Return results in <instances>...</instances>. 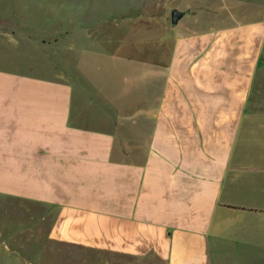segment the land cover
I'll use <instances>...</instances> for the list:
<instances>
[{
  "label": "crops",
  "instance_id": "obj_1",
  "mask_svg": "<svg viewBox=\"0 0 264 264\" xmlns=\"http://www.w3.org/2000/svg\"><path fill=\"white\" fill-rule=\"evenodd\" d=\"M170 41L136 115L0 60V198L108 264H264V16Z\"/></svg>",
  "mask_w": 264,
  "mask_h": 264
},
{
  "label": "rangeland",
  "instance_id": "obj_2",
  "mask_svg": "<svg viewBox=\"0 0 264 264\" xmlns=\"http://www.w3.org/2000/svg\"><path fill=\"white\" fill-rule=\"evenodd\" d=\"M177 8L187 13L172 30L170 16L167 29L164 19ZM255 9L252 0H0V60L33 68L25 72L34 76L64 77L74 100L112 104L115 115L126 103L136 115L153 71L169 64L167 42L264 16ZM42 213L0 198V264L115 262L104 252L48 239Z\"/></svg>",
  "mask_w": 264,
  "mask_h": 264
},
{
  "label": "water",
  "instance_id": "obj_3",
  "mask_svg": "<svg viewBox=\"0 0 264 264\" xmlns=\"http://www.w3.org/2000/svg\"><path fill=\"white\" fill-rule=\"evenodd\" d=\"M182 16H183V12H181L177 9L172 10V12H171V25L176 26L178 24L179 20L182 18Z\"/></svg>",
  "mask_w": 264,
  "mask_h": 264
}]
</instances>
